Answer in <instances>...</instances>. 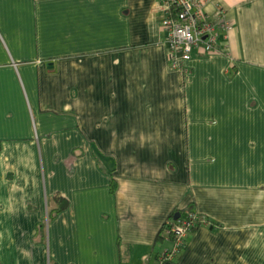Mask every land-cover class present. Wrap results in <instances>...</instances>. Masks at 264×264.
Listing matches in <instances>:
<instances>
[{"label": "crops", "instance_id": "1", "mask_svg": "<svg viewBox=\"0 0 264 264\" xmlns=\"http://www.w3.org/2000/svg\"><path fill=\"white\" fill-rule=\"evenodd\" d=\"M204 12L174 65L160 0H0V264H158L190 209L162 264H264V0Z\"/></svg>", "mask_w": 264, "mask_h": 264}, {"label": "built area", "instance_id": "2", "mask_svg": "<svg viewBox=\"0 0 264 264\" xmlns=\"http://www.w3.org/2000/svg\"><path fill=\"white\" fill-rule=\"evenodd\" d=\"M168 15L162 24L170 44V59L174 65L189 60L198 49L208 53L217 51L221 38L227 40L234 27V20L222 13L221 20H211L204 12L207 0H160ZM173 9H176L173 12ZM207 222L206 217L193 210L182 212L172 226V247L165 259H174L185 246L189 234L196 226Z\"/></svg>", "mask_w": 264, "mask_h": 264}, {"label": "trees", "instance_id": "3", "mask_svg": "<svg viewBox=\"0 0 264 264\" xmlns=\"http://www.w3.org/2000/svg\"><path fill=\"white\" fill-rule=\"evenodd\" d=\"M176 9H173V12H175ZM212 53V52H210ZM206 51H201V49H198L194 52V54L192 55V57L187 60V61H184L183 63H186L188 61H190L194 56H206L208 54H210ZM116 187V182L115 181H112V189L114 190ZM56 197L59 198V199H62L64 201V207H66V201L64 200V198L62 196H60L59 194H56ZM63 206H58L55 211H54V214H52V217H50V219H53V217H55V215H57L60 211H62L64 209ZM192 210V209H190ZM184 212V211H182ZM174 214L175 213H172L169 218L166 220V222L163 224L162 228L160 229L159 233H158V237L157 239L158 240H169L171 241L173 239V236H172V233H171V230H172V226L173 224L176 222V219H174ZM172 242V241H171ZM168 250V249H167ZM167 250L165 252H162V253H159L158 256H157V262H159L160 260H162L164 257H165V253L167 252Z\"/></svg>", "mask_w": 264, "mask_h": 264}, {"label": "bare ground", "instance_id": "4", "mask_svg": "<svg viewBox=\"0 0 264 264\" xmlns=\"http://www.w3.org/2000/svg\"><path fill=\"white\" fill-rule=\"evenodd\" d=\"M232 29H233V28H232ZM232 29H231V30H232ZM231 30H230V32H231ZM230 32H229V34H230ZM227 40H229V38H228ZM227 40L221 38L219 42H220V43L225 42V47H227V46H226V42H227ZM213 52H214V51H213ZM180 212H181V215H182V211H180ZM174 215H175V214H174ZM179 218H180V217H179ZM206 220H207V219H206ZM200 225H201V224H200ZM200 225H198V226H200ZM198 226H196V227H198ZM182 251H183V249H182ZM182 251H181V253H182ZM181 253H180L178 256H180ZM178 256H177V257H178Z\"/></svg>", "mask_w": 264, "mask_h": 264}, {"label": "water", "instance_id": "5", "mask_svg": "<svg viewBox=\"0 0 264 264\" xmlns=\"http://www.w3.org/2000/svg\"><path fill=\"white\" fill-rule=\"evenodd\" d=\"M180 216H181V212L178 211V212L175 213V215H174V219L177 220Z\"/></svg>", "mask_w": 264, "mask_h": 264}, {"label": "rangeland", "instance_id": "6", "mask_svg": "<svg viewBox=\"0 0 264 264\" xmlns=\"http://www.w3.org/2000/svg\"><path fill=\"white\" fill-rule=\"evenodd\" d=\"M158 259V258H157Z\"/></svg>", "mask_w": 264, "mask_h": 264}]
</instances>
